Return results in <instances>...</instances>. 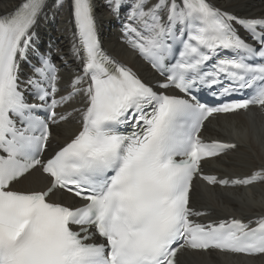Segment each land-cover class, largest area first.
<instances>
[{
	"label": "snow or ice",
	"instance_id": "snow-or-ice-1",
	"mask_svg": "<svg viewBox=\"0 0 264 264\" xmlns=\"http://www.w3.org/2000/svg\"><path fill=\"white\" fill-rule=\"evenodd\" d=\"M45 4L23 0L0 16V264H178L183 249L264 255V217L256 227L239 219L207 225L190 219L207 214L190 206L196 177L222 187L264 181V168L236 179L204 175L202 161L237 145L200 135L217 114L264 110V18L238 17L208 0H132L125 43L164 77L156 87L175 88L178 96L154 90L106 55L92 0H70L72 54L80 68L57 98L60 69L51 52L34 45ZM120 7L121 0H109L112 15ZM30 51L37 63L22 80ZM202 88L217 99L255 92L210 106L193 95ZM26 93L40 103H29ZM76 97L80 107L57 113ZM40 109L50 113L47 119L37 115ZM73 113L78 130L39 159L52 135L48 121L67 122ZM38 167L45 188L15 187ZM66 197L73 203L62 202Z\"/></svg>",
	"mask_w": 264,
	"mask_h": 264
},
{
	"label": "bare ground",
	"instance_id": "bare-ground-1",
	"mask_svg": "<svg viewBox=\"0 0 264 264\" xmlns=\"http://www.w3.org/2000/svg\"><path fill=\"white\" fill-rule=\"evenodd\" d=\"M96 14L102 30L104 47L118 60L132 66L138 72L151 75L148 68L134 57L125 43L121 23L128 22V14L132 0H121L118 17L109 11V0H94ZM214 6L245 17H261L264 15V0H208ZM23 0H0V16L13 11ZM155 2V0H151ZM68 0H48L45 10L39 18L35 33L39 40L58 53L62 64L66 66L58 81L63 84L62 77L69 80L72 70L77 69L76 58L72 54V23L68 9ZM124 21V22H123ZM68 85V84H67ZM66 85V86H67ZM64 94V93H61ZM77 97L67 109L80 107ZM252 112L248 117L242 114L221 117L220 120L207 123L205 134L211 138L232 140L238 148L228 155L208 162L212 174L221 178L248 176L254 171L264 168V117ZM78 114L73 113L70 119L53 129L52 143L58 147L72 136L80 127ZM47 180L40 174L31 172L23 178L17 189L40 190L45 188ZM193 206L208 210L211 219H225L233 215H242L249 219L264 217V181L246 189L225 190L202 188L195 186L192 193ZM179 264H264V256L254 259H241L216 253H192L182 256Z\"/></svg>",
	"mask_w": 264,
	"mask_h": 264
}]
</instances>
